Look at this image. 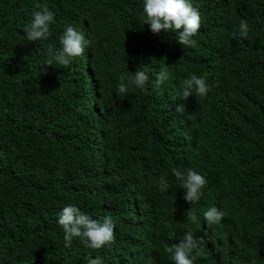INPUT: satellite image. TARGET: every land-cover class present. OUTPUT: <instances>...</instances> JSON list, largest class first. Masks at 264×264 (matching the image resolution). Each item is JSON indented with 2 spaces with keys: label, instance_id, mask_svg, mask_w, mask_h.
Here are the masks:
<instances>
[{
  "label": "trees",
  "instance_id": "obj_1",
  "mask_svg": "<svg viewBox=\"0 0 264 264\" xmlns=\"http://www.w3.org/2000/svg\"><path fill=\"white\" fill-rule=\"evenodd\" d=\"M190 2L202 23L185 47L176 33L150 32L143 0H0V264H173L168 249L188 231L204 241L194 264H264V0ZM37 5L55 22L31 42L24 27ZM68 26L90 41L85 54L42 65ZM136 70H147L146 89L120 94L119 77ZM161 71L168 79L154 89ZM192 74L211 90L181 99ZM174 167L206 178L194 205ZM68 205L111 215L114 244L64 247L57 220ZM213 206L225 216L209 227Z\"/></svg>",
  "mask_w": 264,
  "mask_h": 264
},
{
  "label": "clouds",
  "instance_id": "obj_2",
  "mask_svg": "<svg viewBox=\"0 0 264 264\" xmlns=\"http://www.w3.org/2000/svg\"><path fill=\"white\" fill-rule=\"evenodd\" d=\"M37 8H40V5H37ZM143 12L144 24L149 25L152 34L172 32L177 34L176 40L180 45L185 47L196 45L197 41L194 37L199 32L202 19L198 9L191 4L190 0H143ZM54 22V13L47 6L35 11L30 23L24 27L26 40L35 42L47 39L51 35L50 25ZM232 35L235 37L236 33L233 32ZM248 35L249 25L246 21L241 20L239 36L247 39ZM59 40L61 47L54 50L52 46H49L42 65L57 64L61 67H68L75 58L85 54V50L90 44L85 35L72 26L66 27ZM167 79V71L159 72L153 85L154 89H159ZM119 81L118 92L126 95L130 89L144 91L149 81V75L147 70H136L131 75H121ZM170 86L164 90V95L167 97H171ZM210 90L206 78L192 74L182 81L181 99H187L194 94L205 97ZM176 112H184L183 104L176 106ZM171 173L176 180L181 181L180 187L185 190L184 200L191 205L197 203L203 196L202 190L207 184L206 178L191 168L181 170L174 167L171 169ZM155 183L161 193L167 192L170 188L166 175L162 174L157 177ZM187 211V219L198 223L195 210L191 207ZM224 216V211L215 206L203 212V219L209 227L220 224ZM57 223L63 230V241L66 248L72 246L74 238L78 239L84 247L92 250L111 247L115 242V223L111 215L96 220L86 215L78 207L68 205L58 213ZM203 246V239L194 237L193 233L188 231L183 239L179 243L173 244L168 251L171 253L173 264H194L196 256L193 253L198 254ZM88 264H104V262L101 257L97 256L94 259L88 258Z\"/></svg>",
  "mask_w": 264,
  "mask_h": 264
},
{
  "label": "rangeland",
  "instance_id": "obj_3",
  "mask_svg": "<svg viewBox=\"0 0 264 264\" xmlns=\"http://www.w3.org/2000/svg\"><path fill=\"white\" fill-rule=\"evenodd\" d=\"M78 29L80 28V27H77ZM78 82H79V80L77 79V80H73V82H72V86H74L75 84H78ZM155 171L157 170V168L156 169H154Z\"/></svg>",
  "mask_w": 264,
  "mask_h": 264
}]
</instances>
